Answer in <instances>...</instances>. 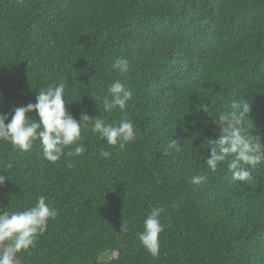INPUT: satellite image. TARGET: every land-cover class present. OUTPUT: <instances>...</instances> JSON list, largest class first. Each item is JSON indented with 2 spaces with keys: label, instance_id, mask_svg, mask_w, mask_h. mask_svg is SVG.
Returning <instances> with one entry per match:
<instances>
[{
  "label": "trees",
  "instance_id": "1",
  "mask_svg": "<svg viewBox=\"0 0 264 264\" xmlns=\"http://www.w3.org/2000/svg\"><path fill=\"white\" fill-rule=\"evenodd\" d=\"M115 80L132 91L124 112L104 110ZM61 82L75 118L126 117L136 138L120 148L82 128L85 152L55 163L39 140L27 151L0 140V212L41 195L57 211L17 254L23 264H264V162L242 165L246 181L227 160L206 164L214 117L233 100L250 105L242 124L264 140V0H0V112ZM153 207L155 257L139 240Z\"/></svg>",
  "mask_w": 264,
  "mask_h": 264
},
{
  "label": "clouds",
  "instance_id": "2",
  "mask_svg": "<svg viewBox=\"0 0 264 264\" xmlns=\"http://www.w3.org/2000/svg\"><path fill=\"white\" fill-rule=\"evenodd\" d=\"M113 68L123 74L128 70L129 62L127 59L117 58ZM108 92L110 96H106L103 101L104 110L111 111L118 107L124 112L132 91L120 80H115ZM65 95V85L61 82L39 90L35 103L13 106L10 113L0 112V140L10 142L14 149L21 151H27L33 141L39 140L44 158L53 163L62 156L78 157L85 152L81 143L82 128L90 127L93 133H98L110 146L119 145L124 148L127 143L135 140L136 130L130 119L125 117L118 124H106L104 120L97 118L90 124L92 117L86 112L79 119L73 116L66 107ZM202 109L208 112L206 106ZM33 111L36 112L34 118L28 115ZM249 111L248 103L233 100L230 111L214 117L221 135L210 145L211 153L206 164L215 171L221 162L227 160V168L233 181H246L249 178L248 169L242 165L255 167L264 162V140L259 136L249 135L242 124L243 116ZM99 156L107 159L110 152L101 149ZM72 166L69 162L68 167ZM6 179L0 174V185ZM203 179L202 176H193L191 182L200 183ZM162 212L163 208L153 207L143 221V231L139 233V240L153 257L158 256L160 251ZM56 216V209L46 203L43 195L37 198L34 206L25 210L0 212V264H19L17 254L34 246L38 235L47 230L49 219Z\"/></svg>",
  "mask_w": 264,
  "mask_h": 264
},
{
  "label": "water",
  "instance_id": "3",
  "mask_svg": "<svg viewBox=\"0 0 264 264\" xmlns=\"http://www.w3.org/2000/svg\"><path fill=\"white\" fill-rule=\"evenodd\" d=\"M4 243H5V246H6L7 242L5 241ZM16 259L19 261V264H23L18 257H16Z\"/></svg>",
  "mask_w": 264,
  "mask_h": 264
}]
</instances>
